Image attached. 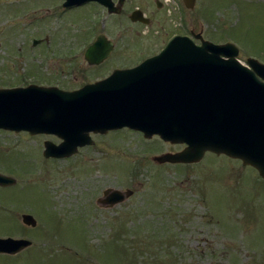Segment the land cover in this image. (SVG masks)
<instances>
[{
  "label": "rangeland",
  "instance_id": "1",
  "mask_svg": "<svg viewBox=\"0 0 264 264\" xmlns=\"http://www.w3.org/2000/svg\"><path fill=\"white\" fill-rule=\"evenodd\" d=\"M153 1L132 0L130 8L144 9ZM197 2L208 40L236 44L244 64L249 58L264 64V0ZM52 3L0 0V89L17 83L12 74L32 66L45 81L47 76L65 80L69 90L85 83L83 72L80 79L71 77L76 82L55 75L61 56L52 55L48 64L44 56H33L40 52L33 40L53 38L56 28L67 39L58 37L51 47L56 42L57 48L75 52L88 40L77 37L85 34L83 26L77 27L83 20L77 14H66L64 25L41 11ZM126 27L122 35L127 39L144 34ZM112 41L118 43L116 56L126 54L123 62L155 54L165 44L161 39L147 50L148 43L137 41L133 52L126 50L128 40ZM73 59L77 66L78 55ZM112 62L111 67L131 63ZM14 70L5 78L4 72ZM92 138L93 145L56 160L44 158L45 140L60 144L56 136L0 133V173L5 169L17 180V186L5 188V212L0 187V238L33 243L18 255L0 254V264H264V180L252 167L211 153L197 164H161L154 158L178 153L183 145L146 139L129 129ZM108 188L134 194L102 207L98 200ZM23 214L35 217V229L22 223Z\"/></svg>",
  "mask_w": 264,
  "mask_h": 264
},
{
  "label": "water",
  "instance_id": "2",
  "mask_svg": "<svg viewBox=\"0 0 264 264\" xmlns=\"http://www.w3.org/2000/svg\"><path fill=\"white\" fill-rule=\"evenodd\" d=\"M92 1L113 8L110 0H67L64 6ZM183 1L191 9L197 2ZM141 18L140 12L132 15L133 21ZM201 41L196 45L188 37L175 36L158 56L78 91L0 89V129L55 135L62 142H46L44 157L62 159L93 145L91 133L129 128L147 139L159 135L165 142L186 145L181 152L155 157L158 163H199L210 152L241 160L264 178V64L249 58L244 65L232 42ZM103 42L101 37L87 58ZM105 46L112 49L111 43ZM16 182L0 174V186ZM133 194L107 189L99 202L112 207ZM22 222L38 225L30 214L23 215ZM32 245L26 239L0 238V254L17 255Z\"/></svg>",
  "mask_w": 264,
  "mask_h": 264
},
{
  "label": "flooded vegetation",
  "instance_id": "3",
  "mask_svg": "<svg viewBox=\"0 0 264 264\" xmlns=\"http://www.w3.org/2000/svg\"><path fill=\"white\" fill-rule=\"evenodd\" d=\"M110 1L113 4V8L111 10L103 4L95 1L77 4L67 8L64 6L67 0H53L51 7H49V4L41 7V11H46L47 14L54 15L55 18H61V21L64 22V25L66 24V22L63 19L68 13L74 15L77 14L78 20L80 17L83 18L82 21L77 22V27L83 26L82 28L85 34H81L77 37L83 41H85V39L88 40L84 42L80 48H77L75 52H71L70 50H73V48L69 49V47L61 48L60 46H58L57 48L56 42L55 46H50L52 44L51 41H53L54 39L56 40L58 37L62 36V38L59 40L67 39L66 35L64 36L62 32L57 31L58 28L55 29V36H53V38L51 37V35L49 36L47 34L46 36L39 39H34L32 42V46L34 49L35 47H39L38 50L40 51L38 54H34L33 56H37L39 60L40 57L44 56L46 58L45 61L47 64L49 63L48 60L51 61L52 55L57 54L58 56H61L59 57V60H55V70H57L55 71V75L58 76V74L61 73V77L76 82L77 80L74 78L80 79L79 74L83 72L82 82H85L84 84L76 89L69 90L64 85L65 80H60L56 76H47L45 77V81L38 75V71L40 69H35L32 66L31 68L22 67L20 71L16 72V74L11 73L12 78L16 80L17 83L9 87L27 88L29 86H40L46 88L56 87L64 91L71 92L77 91L85 86L93 85L109 78L116 71L134 69L145 62L147 59L159 54L163 50L162 48L155 54L147 56L144 55L136 62H131V60L133 59V57H131L129 59H125L126 62L131 63L123 64V66L120 65L118 67H111V64L113 63L112 61H115L116 59L121 62L119 64L125 63V61L123 62V60L121 59L122 55H126L125 53L116 56V46L118 45V43L116 42L115 44V42L112 41H115V39H117V41L120 38L125 39V41L128 40V47L126 50L136 52V50L138 49V45L135 47V49L131 48V46H134L137 41H143L145 43L144 45L148 43L147 50H149L152 49L153 45L161 39L165 43V46L168 40L176 35L188 36L192 38L197 44L201 43L202 38L205 39L207 37L206 31L200 27L201 17L199 13V5L197 4L198 2L195 4L194 8L189 9L182 0H154L152 4L144 9L140 7H134L133 9H131L130 3L132 2V0H125L122 6L120 4L121 0ZM135 12H140L142 14V18L138 21L132 20V15ZM90 16L91 20L89 19ZM124 25H127L126 28L131 27L132 29H134L137 36H140L143 33L144 34L140 37H132L130 39H127V36L123 37L124 34L122 35ZM61 28L62 30H65V28L60 27V29ZM101 37L104 38L103 43L105 45L107 43L112 44V49L109 50V48H107L105 45H102L92 51V54L87 58L86 54L88 50L92 46H94L95 43H97L101 39ZM146 40L149 42H146ZM206 40L208 39L206 38ZM45 46L47 47L43 49L42 47ZM76 55H78L79 59L77 61V66H74L73 62L75 61V59L73 58L76 57ZM38 58L33 59L35 60L33 62L35 63ZM106 68H108V74L104 75L103 73L106 72ZM67 71H70V73H67ZM9 72H15V70L4 72L5 78L7 79L11 78ZM95 72L100 73L95 74ZM92 78H94L93 81ZM3 132L10 134H26L29 137L43 136L31 135L29 132L16 133L14 131L0 130V133ZM183 148L184 146L182 147V150ZM3 175L5 176V169L3 171ZM1 188L4 193L3 208L5 212V186H2ZM102 207L106 206L102 204Z\"/></svg>",
  "mask_w": 264,
  "mask_h": 264
}]
</instances>
